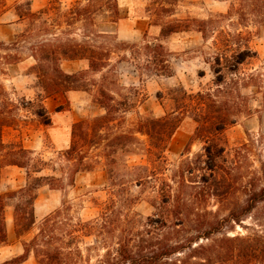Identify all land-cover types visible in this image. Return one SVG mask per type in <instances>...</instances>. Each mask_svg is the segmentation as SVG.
Instances as JSON below:
<instances>
[{"label":"rangeland","instance_id":"374dc122","mask_svg":"<svg viewBox=\"0 0 264 264\" xmlns=\"http://www.w3.org/2000/svg\"><path fill=\"white\" fill-rule=\"evenodd\" d=\"M16 1L0 0V107L3 111H8L10 104H15L13 110L6 114L9 118H14L15 123L4 128L3 140L9 144L18 138L28 139L31 145L39 142L41 147L33 155L32 163L44 160L48 165L35 175H54L63 179L59 189L43 186L38 191L40 202L47 199L49 190H53L56 197L49 207L41 208L39 205L36 208L35 205L37 223L30 230L32 238L40 232L45 218L53 215L51 223L54 222L53 234L56 239L49 247L61 251L63 262L109 264L118 261L119 237L135 234L137 240L141 237L155 240L161 231L157 224L149 226L146 222L150 218H157L158 214L163 215V210H175L174 207L180 213V225L177 227L179 232L171 237L173 242L210 230L219 222H222L220 232L215 233L212 239H203L199 243L211 244L224 236L245 235L254 228L264 230V203L245 217L242 224L227 220L233 209L244 208L251 189L264 184L261 179L264 168V9L260 14L254 15L251 13L249 0H119L120 19L117 22H97L95 29L115 34L119 42L143 44L145 33H148L149 38L158 36L159 27L150 25L156 21L186 18L213 21L214 30L208 39L201 33L190 30L175 33L164 40L173 69L171 76H143L144 81L141 82L132 63L117 64V53L113 55L111 64L117 69L120 84L125 89L123 92L137 88L139 98H142L137 108L125 115L126 128H135L141 117H160L170 112L174 108L172 98L177 96L175 89L181 86L188 94L194 95L199 91L216 94L219 101L228 102L230 112L236 118L222 134L225 151L216 159L218 173L214 186L211 179L204 181L211 174L207 164L206 143L198 137L188 143L197 122L185 116L170 140L165 161L153 166L154 174L147 183L130 186L128 193L131 203L124 204L126 196L119 184L136 177L126 172L125 165L148 164L147 157L138 149L118 156L116 168L119 173L113 178L118 185L111 186L101 147L93 148L88 153L84 151L88 155L85 164L92 167L93 171L104 172L95 173L89 179L85 175H76L75 186H70V175L79 166L76 160L78 155L75 154L69 160L65 156L68 148L56 146L53 134L56 132L61 135L59 127L64 118L74 117L78 121L93 118L92 111L95 106H100L93 104L94 99L90 94L70 91L44 99L51 115V125H43L33 114L36 107L29 105V102L36 106L43 93L36 74L31 70L33 60L29 58L18 64H9L5 58L9 53L7 45L14 35L29 28L32 23L30 20L18 21L13 9ZM73 1L75 0H65L66 4ZM48 2L49 0H33L32 9L37 11ZM161 5L173 7V15L162 18L154 15L153 10ZM122 26L128 30L142 29V33L135 40L121 39L118 30ZM80 33L78 31V35H75L78 39H81ZM28 42H31L30 38ZM98 42H101L100 39ZM27 45L29 46L28 43ZM247 48L255 51L257 56L248 57L236 66V53ZM217 55L222 57L220 67L223 82L220 86L215 83ZM94 78L98 79L99 75L91 77L92 80ZM238 92L247 99L238 98ZM190 102L188 101L189 107H194V102ZM244 104L253 109L251 115L238 111L236 105L243 108ZM59 106L64 107L57 111ZM73 124L62 125V128L68 129L70 139ZM26 183L25 168L4 167L0 175V194L16 191ZM163 195L171 197L170 204L162 203ZM112 199L116 200V205L111 219L118 216L126 218L128 215L132 217V222L138 220L137 223L126 229L110 224L93 230L87 229V225L101 215ZM14 203V199H8L6 216L10 210L14 213ZM120 207L121 211H118ZM174 219L170 216L169 223ZM86 230H90L91 234ZM30 249V253L35 256V247ZM226 249L224 247L223 250ZM186 254L187 251L177 253L172 259L182 260ZM259 258H262L261 254Z\"/></svg>","mask_w":264,"mask_h":264},{"label":"trees","instance_id":"16d2710c","mask_svg":"<svg viewBox=\"0 0 264 264\" xmlns=\"http://www.w3.org/2000/svg\"><path fill=\"white\" fill-rule=\"evenodd\" d=\"M249 2L251 13L254 15L263 11L264 0H249ZM3 8L7 9L6 5H3ZM13 9L18 16V21L30 20L32 23L29 28L14 35L7 45L9 53L5 58L9 64H18L32 58L31 70L36 74L43 93L36 106L31 102L29 105L36 107L33 114L40 119L41 123L47 126L52 124L44 99L59 93L85 92L104 109V114L77 121L72 125L71 143L65 156L71 160L77 154L76 160L79 166L70 175L71 187L75 186L76 175L79 172L94 170L85 164L88 155L84 151L88 153L93 148L101 147L102 156L106 160L108 180L113 186L118 185L113 180L114 175L119 173L116 168L119 162L118 156L131 153L135 149L142 150L148 164L125 165L126 172L136 177L119 184L126 196V199H123L124 204L131 203L128 193L130 186L142 185L152 178L153 166L157 162L165 161L170 140L185 116L197 122L188 143H192L195 137L206 143L207 164L211 174L210 178H205L204 181L208 182L211 179L212 186L215 185L218 173L216 159L225 151L222 134L236 121V118H233V112H230L231 106L228 102L219 101L217 95L210 91L188 94L181 86L175 89L177 96L172 98L174 108L170 112L160 117H141L135 128H126L125 115L135 110L142 98H139L140 92L137 88L123 92L125 89L120 84L117 69L111 64L113 55L117 53V64L132 63L139 73L141 82L144 81L143 76H171L173 69L164 40L175 33L190 30L199 32L208 39L209 34L214 30L211 19L186 18L156 21L150 25L159 27L157 37L149 38L148 33H145L143 44H130L117 41L115 34L95 29L97 22H117L120 19L119 0H75L69 4H66L65 0H49L37 11L32 9V0H17ZM173 11V7L161 5L153 10V14L159 18L169 17L173 15ZM99 18H101L100 21H97ZM78 31L81 32V39L75 36L78 35ZM29 38L31 42H28ZM99 39L101 42H98ZM254 56H257V53L250 48L240 50L235 56L236 66L248 57ZM76 59L87 61L88 68L72 73L62 69V61ZM221 61L222 57L217 55L215 57L217 65L214 68L217 86L222 85L223 82ZM96 75H99V78L92 80L91 77ZM241 97L247 99L238 92V98ZM188 101L194 102L195 106L189 107ZM14 105L10 104L8 111H3L0 107V175L4 167L25 168L27 183L16 191L0 194V246L8 241L5 214L8 199L15 200V232L17 236H21L30 232L37 223L35 204L39 189L43 186L59 189L63 183L62 178L54 175H35L46 169L48 163L44 160L32 163L35 154L33 150L25 148L20 141L9 144L3 140L4 128L13 126L15 123L14 118L6 115L13 110ZM236 106L239 112L247 115L253 113V109L245 104L243 108ZM63 107L59 106L57 111L62 110ZM52 170L55 169L52 168ZM261 179L264 183V168ZM170 198L163 195L162 203L170 204ZM115 203L116 200L112 199L111 204L102 211L101 215L85 227L93 230L110 224L126 229L131 224L137 223L138 220L132 222V217L128 215L126 218L118 216L111 219V216L115 214ZM261 203H264V184L257 189H251L244 208L233 209L227 220L242 224L245 217ZM174 208L175 210L171 211L173 215L166 209L163 210V215L158 214L157 218H150L146 222L149 226L158 225L161 232L154 238L155 240L145 237L137 240L135 234L119 237L118 261L109 264H264V230L260 231L257 228L245 235L224 236L211 244L199 243L203 239H212L215 233L220 232L222 222H219L210 230L173 242L171 237H175L179 232L177 227L180 225V213L176 211V207ZM120 209L121 207L118 211ZM170 216L175 219L169 223ZM52 217L53 215L46 217L40 232L30 242H25L24 255L4 264H19L30 254V247H35L38 264H66L61 259V251L49 247L56 239L53 234ZM224 247L227 248L225 251ZM186 251L184 259L177 261L172 259L177 253H186ZM260 254L262 258H259Z\"/></svg>","mask_w":264,"mask_h":264},{"label":"crops","instance_id":"0c3cea01","mask_svg":"<svg viewBox=\"0 0 264 264\" xmlns=\"http://www.w3.org/2000/svg\"><path fill=\"white\" fill-rule=\"evenodd\" d=\"M33 1V0H32ZM124 20V19H123ZM124 25V24H123ZM142 33V29L141 30H128L125 29V27L122 26V28L120 27L118 30V35L121 39L124 40H135L138 38V36H140ZM125 63V62H122ZM121 63V64H122ZM62 69L65 72H77L80 70H84L88 68V62L85 60H64L62 61L61 64ZM93 104H97L96 102H93ZM104 114V109L101 107H96L95 109L92 111V115L93 117L99 116ZM71 118V117H70ZM70 118H64L62 125H67V124H71V123H75L78 120H76L74 117ZM62 125L59 127L61 128V135L56 134V132L53 134L55 137L54 142L55 145L62 148V149H67L70 146L71 143V139L69 136V131L66 127L62 128ZM56 134V135H55ZM16 141H20L23 146L27 149L33 150L34 152H36L38 149H40V143L38 142L37 144H33L31 145L30 141L28 139H21L18 138ZM32 142V141H31ZM8 167H17V166H8ZM20 168V167H17ZM103 173L104 171H85V172H79L77 174V177H79L80 175H85V177H87L88 179L91 178L93 176V174L95 173ZM78 181V180H77ZM43 188V187H42ZM39 189V191H41V189ZM53 190H49V192L47 193V199L45 198L44 201L40 202L37 198L36 200V208L40 205L41 208L43 207H49V204L53 201V199L55 200V193L52 192ZM39 201V202H38ZM6 225H7V235H8V241L0 246V264H4L6 262H9L19 256H22L25 254V242H29V240L32 238V233L28 232L27 234L21 235V236H17L16 232H15V223H14V213L13 210H10L9 212H7V216H6ZM19 264H38L37 259L35 258L33 253H30L22 262H20Z\"/></svg>","mask_w":264,"mask_h":264}]
</instances>
